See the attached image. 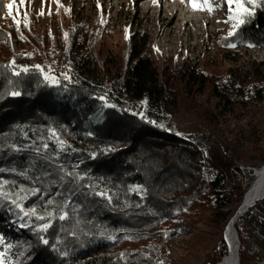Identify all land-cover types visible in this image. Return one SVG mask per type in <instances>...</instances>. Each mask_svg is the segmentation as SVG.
Returning a JSON list of instances; mask_svg holds the SVG:
<instances>
[{
    "label": "trees",
    "instance_id": "16d2710c",
    "mask_svg": "<svg viewBox=\"0 0 264 264\" xmlns=\"http://www.w3.org/2000/svg\"><path fill=\"white\" fill-rule=\"evenodd\" d=\"M7 5L0 0V181H8L5 190L13 194L21 187L39 188L35 196L20 193L28 196L22 207L35 208L45 220L4 202L5 264H171L173 240L182 228L191 232L196 216L208 213L210 224L222 232L256 179L244 187L240 178L228 179L232 167L246 169L240 167L245 156L221 127L264 102V60L242 51L264 47V0L234 35L210 33L205 59L179 67L168 59L160 64L141 33H133L126 58L109 27L98 34L96 58L93 32L81 22L73 31L66 22L71 33L66 51L49 26L41 25L46 13L30 12L21 26L9 19ZM67 65L73 69L70 81L54 83L41 73L50 68L62 74ZM111 98L118 106L105 105H112ZM137 101L145 104L142 114L130 108ZM181 106L207 125L194 142L159 124L162 110L174 113ZM49 199L55 204H47ZM61 209L65 220L46 215L58 217ZM49 219L51 227L38 234L35 229ZM242 220L235 222L240 263ZM23 223L29 227H20ZM227 252L221 234L203 264L216 255L218 262Z\"/></svg>",
    "mask_w": 264,
    "mask_h": 264
},
{
    "label": "rangeland",
    "instance_id": "374dc122",
    "mask_svg": "<svg viewBox=\"0 0 264 264\" xmlns=\"http://www.w3.org/2000/svg\"><path fill=\"white\" fill-rule=\"evenodd\" d=\"M257 2L258 0L256 4ZM9 3L13 4L12 16L8 14L9 9L7 16L13 23L19 22L17 24L21 26L28 21L30 12L46 13L47 18L42 21L41 25L49 26L56 45L66 47V51L69 50L71 41V33L65 25L66 22L71 26V31L77 22H81L88 24L90 31L93 32L91 49L96 52H94L96 58L98 56V43L96 42L98 34L102 28L109 27L116 32V39L120 42V46H125L126 58L133 33H141L149 37L155 59L160 64L168 59L169 63L171 62L170 64L175 67L194 58L205 59L211 52L207 36L218 30L231 32L237 20L230 19V16L238 15L235 0L231 5L228 0H23V2L8 0ZM241 3L245 8L253 7L248 0H241ZM176 8H179L181 20L171 25L170 22ZM250 17L239 16L240 19L245 20ZM242 51L254 59H264V47L243 48ZM47 69L50 68L42 69L41 73L51 70ZM66 70L67 66L62 74L52 70L50 72L56 76L53 79L61 80ZM198 98L205 99L202 94H199ZM130 108L135 111L132 112L142 114L145 104L134 102L130 104ZM169 114L171 116L170 125L179 130L195 134L208 130L207 125L204 123L201 126L194 114L185 106ZM229 118L230 120L226 121L221 129L230 142L242 151L245 159L240 162V167L246 168L242 172L230 169L229 175L233 173V181L240 178L241 186L244 187L253 177L256 178L254 166L264 164V102L247 117ZM241 217L245 247L240 264H264V201L253 207L248 218ZM209 218L208 213L198 215L191 232L185 228L181 229L172 242L171 264L204 263L207 255L214 250L215 244L219 243L221 234L224 233V230L221 232L220 227L211 225ZM1 229L6 230L7 228L4 225ZM0 236L3 237L2 234ZM3 249L4 243L0 244V251ZM217 260L216 255L211 264H217L219 262Z\"/></svg>",
    "mask_w": 264,
    "mask_h": 264
},
{
    "label": "snow or ice",
    "instance_id": "6c2138e0",
    "mask_svg": "<svg viewBox=\"0 0 264 264\" xmlns=\"http://www.w3.org/2000/svg\"><path fill=\"white\" fill-rule=\"evenodd\" d=\"M21 2H23V0H21ZM235 2L237 3L238 15L237 16H230V19L237 20V23H235L233 25V28L238 29L243 23L246 22L245 19H240L239 16L244 15V16L250 17L251 15H253V9L255 6H257V4H256V0H248V3L250 5H252L253 7L252 8H245L243 3H241V0H235ZM228 3H229V5H231L233 3V0H228ZM193 6L195 7V5H193ZM7 8L9 9V13H8L9 16H12L11 9L13 8V4L9 3L7 5ZM211 10H212L211 7H209V11H211ZM17 23H19V22H17ZM232 35H234V31L229 32V36H232ZM65 36H67V34H65ZM228 46L229 47H235L236 45L230 44ZM249 46L251 47L252 45H249ZM12 63H14V61ZM36 67L39 68V66H36ZM24 71H27V69H25ZM16 74L19 75V73H16ZM44 79L50 80L52 78L46 75L44 77ZM11 94L12 95H20L19 92H12ZM101 99H104V98H101ZM105 105L109 106V107H114V105H108L106 101H105ZM149 122H151V121H149ZM44 147L47 148V145H44ZM3 171H4V169H0V172H3ZM20 175H26V173H20ZM8 183L9 182L6 180L0 181V207L4 206L5 201H10V204L14 205L15 208L20 210V212H23L24 216H27V217L35 216L37 220L44 221L45 216L37 215V210L35 208H30L27 211L24 210V208L22 207V201L26 200L28 198V196L27 195H23V196L20 195V193H30L32 196H35V195H37V193L40 192V189L39 188H28V189H26L24 187H21L20 192L13 194V193H10V192L5 190V185H7ZM13 195H15V197H16L15 199L12 198ZM100 195H104V194L100 193ZM108 198L111 199L110 197H108ZM47 204L53 205V204H55V201L52 199H49L47 201ZM61 212H62V214H60L58 217L55 216L54 212H47L46 215H47V217H49L51 219L58 218L59 220H65L67 218V213L63 212L62 209H61ZM51 219H49L47 222L39 225L35 229V231L38 234L42 233V232H47L48 229L51 227ZM20 227H29V224L23 223L20 225ZM40 239H41V242L43 244L49 245V241L47 239H44L43 236H41ZM109 239H115V237H109ZM3 243H4L3 237L0 236V244H3ZM11 247H12L11 245H7V248H11ZM5 254H6L5 251H0V264H5V260H4ZM61 255H67V253H61ZM161 264H162V262H161Z\"/></svg>",
    "mask_w": 264,
    "mask_h": 264
},
{
    "label": "bare ground",
    "instance_id": "6f19581e",
    "mask_svg": "<svg viewBox=\"0 0 264 264\" xmlns=\"http://www.w3.org/2000/svg\"><path fill=\"white\" fill-rule=\"evenodd\" d=\"M138 1H141V0H138ZM174 11L175 12H174L173 17H172L171 22H170L171 25L177 24L178 21L181 20L179 8H176ZM163 30H166V28H163ZM254 183H256L255 186H259L262 184L264 185V164L262 166H260L259 168H256V179H255ZM249 189H247L246 192ZM253 194H255V192H254V190H251L248 193L247 197L250 199L253 196ZM257 203L258 202H256L254 205H256ZM234 229H236L235 223H234V226H232L231 223H227V227L224 229V231L226 233V238H227L228 242L230 243V246L232 247L233 252L231 253L230 250H228V252L221 258V260L218 262V264H235V262H236L237 257L235 256L234 252L236 251V247H237L238 241H240V238L236 237V233H235ZM236 232H237V229H236ZM232 255H233V257H232ZM240 260H241V258H240ZM238 264H240V262Z\"/></svg>",
    "mask_w": 264,
    "mask_h": 264
},
{
    "label": "built area",
    "instance_id": "2783aa9c",
    "mask_svg": "<svg viewBox=\"0 0 264 264\" xmlns=\"http://www.w3.org/2000/svg\"><path fill=\"white\" fill-rule=\"evenodd\" d=\"M13 61L14 60H12V62ZM12 64L16 66L15 61ZM25 69H27V71H28L30 69V67L29 66H18V70H20V71H24ZM47 70H50V69H47ZM50 71H47V72L42 71L43 76L47 75V76L52 78L51 82L58 83L60 80H58V78L56 80L53 79V77L56 78V76H54V74H52ZM24 72H26V71H24ZM72 75H73V69H72L71 65H67V70H66L65 74H63L62 78L70 81L72 79ZM137 102H142V101H137ZM110 103L114 106H118V102L115 98H111ZM160 115H161V120H160L159 124L167 133H173L177 136L188 138L192 142L195 141V137H196L195 133L179 130V129L175 128L173 125H170L169 120H170L171 116L168 112L162 110L160 112ZM231 170L237 171L238 169L235 167H232ZM253 170L256 171V168H254ZM232 178H233V175L228 176V179L231 180V183H235V181H233Z\"/></svg>",
    "mask_w": 264,
    "mask_h": 264
},
{
    "label": "water",
    "instance_id": "95a60500",
    "mask_svg": "<svg viewBox=\"0 0 264 264\" xmlns=\"http://www.w3.org/2000/svg\"><path fill=\"white\" fill-rule=\"evenodd\" d=\"M256 176V174H255ZM256 183H253L252 184V187L244 193L243 197H242V200H241V203L238 207V209L236 210V212L234 213V215L230 218V220L228 221V223H231L232 226H234V223L237 221V219L241 216H244L245 213L251 208L254 206V204L256 202H259L261 200L264 199V185H259V186H255ZM251 190H254L255 194H253V196L249 199L247 197L248 193L251 191ZM227 227V225L225 226V228ZM235 230V233H236V237H238V233L236 232V229ZM223 236H224V239L226 241V244L228 246V250H230V252L232 253V247L230 246V243L228 242L227 238H226V233L224 231L223 233ZM240 241H238V244H237V247H236V251L234 252L235 256L237 257L236 259V262L235 264H238L240 262ZM233 257V255H232ZM223 261V260H222ZM218 264V263H217Z\"/></svg>",
    "mask_w": 264,
    "mask_h": 264
}]
</instances>
